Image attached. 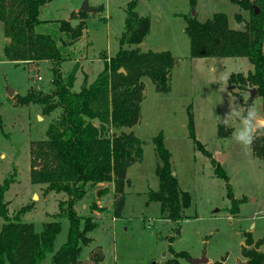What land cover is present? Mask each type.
Masks as SVG:
<instances>
[{"label": "rangeland", "instance_id": "374dc122", "mask_svg": "<svg viewBox=\"0 0 264 264\" xmlns=\"http://www.w3.org/2000/svg\"><path fill=\"white\" fill-rule=\"evenodd\" d=\"M130 1L88 0L89 7L95 11L85 16L78 14L85 0H51L43 6L41 20L65 19L75 21L76 26L82 20L86 23L83 35L72 48L75 59L62 62V71H70L77 64L83 81L88 82L92 74V71L87 72L89 68L97 77L104 68L103 53L112 57L120 49ZM136 1L135 11L151 21L149 34L137 47L143 52L168 50L178 64L172 70L171 90L166 94L157 92L149 77L142 79L145 99L141 104V119L133 128L122 129L125 133L134 132L141 140L143 158L128 170L131 185L126 187V203L120 216L115 214L117 196L113 183L89 187L75 205L82 216H92L99 224L86 234L91 241L85 245L80 262L97 258L100 264H195L196 260L207 257V264H246L242 249L245 233L251 235L254 244L263 242L259 249L264 253V158L257 157L252 146L246 150L232 139L234 130L239 127L238 118L233 117L227 125L222 119L230 111L233 100L242 113L255 105L264 116L262 98L256 93L252 104H248L252 87L242 91L234 83L233 90L229 89L232 74L247 75L253 70L248 59L192 58L185 27L186 17L194 13L204 22L216 12H223L228 16L229 27L242 29L244 23L239 24L235 15L240 13L248 20L250 11L240 9L229 0H197L195 8L190 0ZM7 42L0 22V115L4 121L2 130L0 127V185L5 178H15L5 192L9 213L13 217L20 208L29 205L32 210L21 218L34 223L36 232L41 233L52 221L62 223L54 244L57 251L68 240L69 220L59 215L60 201L66 200L67 195L48 192L46 185L31 182V172L41 164L40 160L36 163L31 148L34 142L47 140V129L61 111L44 114L43 106L35 101L24 106L17 101L31 89L36 95L51 93L53 66L48 61H9L4 50ZM76 76L74 90L79 91L81 76L78 73ZM10 88L14 89L12 96H9ZM234 93L242 96V100ZM217 94L222 102L217 101ZM189 105L195 117L197 139L226 170L238 201V211L227 197V182L216 176L211 159L196 148L190 137L187 130ZM160 133L171 152L180 188L188 191L193 199L179 223L164 218L161 203L150 200V192L159 190L160 186L159 158L154 143ZM219 154L225 157L218 160ZM104 189L108 191L101 192ZM98 201L102 202V207L91 210L94 202L99 205ZM3 223L0 216V230ZM181 252L188 253V257L177 256ZM51 257L43 264H50Z\"/></svg>", "mask_w": 264, "mask_h": 264}, {"label": "trees", "instance_id": "16d2710c", "mask_svg": "<svg viewBox=\"0 0 264 264\" xmlns=\"http://www.w3.org/2000/svg\"><path fill=\"white\" fill-rule=\"evenodd\" d=\"M50 1L0 0V22L8 39L4 50L9 61H48L53 66L51 83L54 87L51 93L36 95L37 92L31 89L17 101L23 106L35 101L43 106L44 114L58 109L61 111L59 118L53 120L47 129V140L36 141L31 148L36 163L38 160L41 162L40 167L31 172V182L46 185L48 192L67 195L66 200L60 201L59 215L69 220L68 240L54 251L62 223L52 221L45 225L41 233L36 232L34 223L24 222L21 218L32 210L29 205L20 208L15 216L10 215L9 204L5 200V192L15 182V178L10 176L0 185V216L4 222L0 230V264H43L51 255L50 264L80 262L85 245L91 241L86 234L97 229L99 224L92 216H82L75 205L83 199L89 187L113 183L117 196L115 214L120 216L126 203V187L131 185L128 170L143 158L141 140L134 132L125 133L122 129L133 128L141 119L140 109L145 99L142 79L149 77L156 91L166 94L171 90L172 70L178 64L168 50L143 52L137 47L149 34L151 21L135 11L137 1L132 0L126 9V31L119 41L120 49L112 57L103 53L102 71L92 83L84 80L80 90L76 91L74 87L79 66L75 64L72 70L62 71L61 65L64 61L75 59L72 48L83 35L86 23L81 21L72 27L71 21L65 19L41 20L40 10ZM229 1L240 9L250 11L248 20L240 13L235 15L237 22L244 23V27H229L228 16L223 12H216L204 22L195 16L186 17L190 55L196 59H248L253 64V70L247 75L232 74L229 89L233 90L234 83L242 91L256 88L258 97L262 98L264 113V0ZM190 4L195 8L197 0H190ZM78 14L86 15L82 11ZM121 68L126 73L120 72ZM236 96L242 100V96ZM252 102L253 99H249L248 104ZM187 114L190 137L196 148L211 159L216 176L227 182V197L238 211V201L234 198L226 170L197 139L192 105L188 106ZM3 124L0 115L1 130ZM154 143L159 158L157 176L160 186L159 190L150 192V200L161 203L164 218L179 223L184 218L183 211L191 206L193 199L188 191L180 188L173 174L172 155L165 147L161 133L154 138ZM252 149L257 157L264 158V134L257 136ZM99 209L95 202L91 205V210ZM262 243L258 241L254 244L251 235L245 233L242 249L247 258L246 264H264V253L259 249ZM177 256L188 257V253L181 252ZM93 260L95 264L101 263L100 259Z\"/></svg>", "mask_w": 264, "mask_h": 264}, {"label": "clouds", "instance_id": "9594fccd", "mask_svg": "<svg viewBox=\"0 0 264 264\" xmlns=\"http://www.w3.org/2000/svg\"><path fill=\"white\" fill-rule=\"evenodd\" d=\"M217 95V101L222 102V98L219 94ZM233 117L239 119V127L234 130L232 139L247 150L251 148L259 134H264V116H261L255 105L248 107L242 113L233 100L230 102V111L224 116L222 122L227 125Z\"/></svg>", "mask_w": 264, "mask_h": 264}, {"label": "water", "instance_id": "95a60500", "mask_svg": "<svg viewBox=\"0 0 264 264\" xmlns=\"http://www.w3.org/2000/svg\"><path fill=\"white\" fill-rule=\"evenodd\" d=\"M80 11L85 12V13H90V12H94L95 10L93 8H90L89 4H88V0H85L83 6L80 8ZM258 12H259V9H257V13ZM194 15H195V13L193 14V16ZM76 24L77 23L75 21L71 22L72 27H75ZM119 71L126 73V70L124 68H121ZM13 91H14V89L10 88L9 96H12ZM256 93H257L256 88L251 89V92H250L251 99L255 96L254 94H256ZM223 157H225V154H219L218 160H221ZM38 165H40V163H38ZM173 174H175V173H173ZM208 262H209V259L207 257H203L202 259L196 260L195 264H198V263L207 264ZM76 264H95V262L93 260H85V261H81V262L76 263Z\"/></svg>", "mask_w": 264, "mask_h": 264}, {"label": "crops", "instance_id": "0c3cea01", "mask_svg": "<svg viewBox=\"0 0 264 264\" xmlns=\"http://www.w3.org/2000/svg\"><path fill=\"white\" fill-rule=\"evenodd\" d=\"M42 8H43V7H42ZM42 8H41V9H42ZM76 11H77V10H74V12H76ZM40 13H41V10H40ZM39 15H40V14H39ZM82 21H83V20H82ZM91 71H92V74H91L90 77L88 78V82H90V83H92V82L95 80V78H96V76L93 75V69H92V68H89L87 72H91ZM101 71H102V70H101ZM79 72H80V73H79ZM79 72H78V74H80V76H81V71H79ZM98 73H99V72H98ZM98 73H97V74H98ZM76 77H77V76H76ZM80 82H81V85H82V83H83V76H81V81H80ZM101 203H102V202L98 201V204H99L98 207H100V208L102 207Z\"/></svg>", "mask_w": 264, "mask_h": 264}]
</instances>
